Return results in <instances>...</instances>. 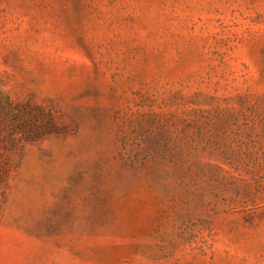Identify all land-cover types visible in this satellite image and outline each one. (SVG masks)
<instances>
[{
    "label": "rangeland",
    "instance_id": "374dc122",
    "mask_svg": "<svg viewBox=\"0 0 264 264\" xmlns=\"http://www.w3.org/2000/svg\"><path fill=\"white\" fill-rule=\"evenodd\" d=\"M0 264H264V0H0Z\"/></svg>",
    "mask_w": 264,
    "mask_h": 264
}]
</instances>
